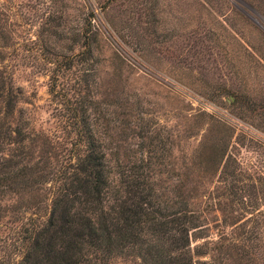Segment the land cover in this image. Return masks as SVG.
I'll return each instance as SVG.
<instances>
[{"label":"rangeland","instance_id":"374dc122","mask_svg":"<svg viewBox=\"0 0 264 264\" xmlns=\"http://www.w3.org/2000/svg\"><path fill=\"white\" fill-rule=\"evenodd\" d=\"M90 20L101 51L61 86H80L82 96L98 92L120 115L149 113L167 128V144L181 163L196 170L207 164L194 152L214 130V117L229 124L236 175L224 198L234 217L245 219L253 264H264V0H0V69L23 90L20 109L32 128L69 146L75 137L62 130L50 94V62L79 50L74 38ZM222 186L219 199L227 192ZM208 197L197 202L207 228L194 234L205 239L193 240V247L231 232ZM23 222L8 217L0 225V264L21 261Z\"/></svg>","mask_w":264,"mask_h":264},{"label":"trees","instance_id":"16d2710c","mask_svg":"<svg viewBox=\"0 0 264 264\" xmlns=\"http://www.w3.org/2000/svg\"><path fill=\"white\" fill-rule=\"evenodd\" d=\"M74 48L70 57L50 62L49 71L62 130L75 137L70 146L32 128L20 109L23 90L0 69V225L8 217L26 218L18 264H253L245 219L237 220L224 198L236 175L229 124L212 119L214 130L194 152L208 159L198 167L200 177L196 167L181 163L167 144V128L149 113L120 115L98 92L82 96L80 86H61L101 51L91 20ZM222 185L227 192L219 199L214 195ZM200 196H209L210 210L222 213L223 228L232 234L223 229L219 240L193 247V240L205 239L194 236L206 227L197 209Z\"/></svg>","mask_w":264,"mask_h":264}]
</instances>
